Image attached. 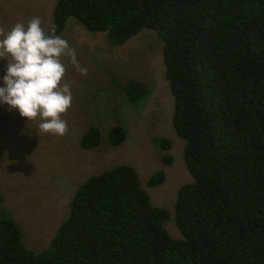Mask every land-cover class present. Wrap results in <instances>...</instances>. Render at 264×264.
Wrapping results in <instances>:
<instances>
[{"label":"trees","instance_id":"trees-1","mask_svg":"<svg viewBox=\"0 0 264 264\" xmlns=\"http://www.w3.org/2000/svg\"><path fill=\"white\" fill-rule=\"evenodd\" d=\"M70 17L114 46L143 28L149 45L148 34L160 40L172 125L192 178L174 204L181 238L168 234L171 213L159 204L163 169L141 183L135 167L117 163L78 186L38 251L0 207V264H264V0H56L51 27L62 38ZM123 89L132 103L147 93L135 81ZM106 131L102 142L90 126L81 147L124 144L122 126ZM147 140L170 148L154 133ZM163 159L169 163L170 154Z\"/></svg>","mask_w":264,"mask_h":264},{"label":"rangeland","instance_id":"rangeland-1","mask_svg":"<svg viewBox=\"0 0 264 264\" xmlns=\"http://www.w3.org/2000/svg\"><path fill=\"white\" fill-rule=\"evenodd\" d=\"M55 2L0 0V25L10 29L17 22L26 24L39 16L44 28L50 29ZM148 30L143 28L137 36L114 46L105 33L88 32L74 18L67 19L61 33L75 49L76 60L87 74L79 73L64 58L67 74L63 82L70 85L72 92L71 107L63 114L68 122L64 136L38 135L39 120L29 122L18 109L0 103V207L15 217L29 249L38 251L47 246L66 217L67 205L78 186L90 175L117 163L135 167L140 181V176L145 180L150 172L163 169V180L157 186L159 204L171 213L165 225L168 234L181 238L173 220L174 204L179 186L192 178L184 163V140L177 136L171 122L174 102L165 76L162 44L156 35L148 34L149 45L141 37ZM110 61H114L115 68L105 66ZM6 71L7 60H0V87L5 86ZM131 81L147 87L146 95L137 103L130 102L124 94L123 88ZM115 125L126 131L123 145L100 150L99 146L81 147V137L90 126L99 129L104 142L106 130ZM149 132L159 141L168 139L170 148L159 143L150 146ZM130 139L136 141L132 151L127 146ZM164 154H170L169 163L164 161ZM27 185L35 192H27Z\"/></svg>","mask_w":264,"mask_h":264},{"label":"clouds","instance_id":"clouds-1","mask_svg":"<svg viewBox=\"0 0 264 264\" xmlns=\"http://www.w3.org/2000/svg\"><path fill=\"white\" fill-rule=\"evenodd\" d=\"M64 58L79 73L87 74L76 60L75 49L56 34L54 25L46 30L39 16L26 24L17 22L10 29L0 25V60H7L0 103L18 109L29 122L39 120L38 135L64 136L68 132L63 114L71 107L72 92L63 82L67 74Z\"/></svg>","mask_w":264,"mask_h":264},{"label":"flooded vegetation","instance_id":"flooded-vegetation-1","mask_svg":"<svg viewBox=\"0 0 264 264\" xmlns=\"http://www.w3.org/2000/svg\"><path fill=\"white\" fill-rule=\"evenodd\" d=\"M2 139H5L4 137H2Z\"/></svg>","mask_w":264,"mask_h":264}]
</instances>
